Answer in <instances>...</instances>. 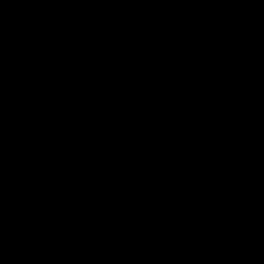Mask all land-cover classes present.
Returning <instances> with one entry per match:
<instances>
[{
	"label": "water",
	"instance_id": "1",
	"mask_svg": "<svg viewBox=\"0 0 264 264\" xmlns=\"http://www.w3.org/2000/svg\"><path fill=\"white\" fill-rule=\"evenodd\" d=\"M0 264H264V0H0Z\"/></svg>",
	"mask_w": 264,
	"mask_h": 264
}]
</instances>
